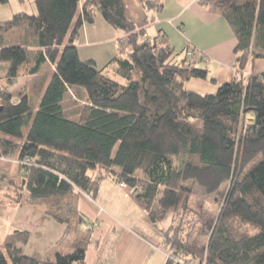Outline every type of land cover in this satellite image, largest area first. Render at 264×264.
<instances>
[{"label": "trees", "instance_id": "1", "mask_svg": "<svg viewBox=\"0 0 264 264\" xmlns=\"http://www.w3.org/2000/svg\"><path fill=\"white\" fill-rule=\"evenodd\" d=\"M34 3L36 14L0 23V66L8 64L9 81L3 87L0 76V160L19 166L18 177L0 170V193L7 190L11 203L28 197L66 230L46 260L26 255L31 235L16 230L0 246V264H85L93 226L85 245L77 204L81 195L94 199L109 179L134 192L150 232L172 239L175 253L165 264H264V72L248 73L253 60L264 59V0L210 1L237 39L235 77L214 94L186 88L193 79L216 83L195 63L203 56L185 53L177 61L164 36L137 31L125 0ZM98 16L126 34L109 64L112 76L83 61L75 47L83 26ZM48 65L55 70L32 90L38 109L27 94L12 96L16 78L39 76ZM76 86L86 98L73 120L62 103ZM209 197L216 211L207 207ZM180 212L195 220L186 238L181 224L175 227ZM171 213L169 229H159Z\"/></svg>", "mask_w": 264, "mask_h": 264}, {"label": "crops", "instance_id": "2", "mask_svg": "<svg viewBox=\"0 0 264 264\" xmlns=\"http://www.w3.org/2000/svg\"><path fill=\"white\" fill-rule=\"evenodd\" d=\"M146 1H158L162 8L159 10V5L148 8L143 0H125L126 16L137 31H143L148 39L164 36L174 49L177 61L184 59L189 47L195 49L205 59L195 63L208 71L210 79L216 80L212 83L216 91L234 79L237 39L221 13L210 7L211 0ZM28 4L31 9L27 8ZM34 4V0H9L6 5H11L10 9L0 4V23L19 13L28 14V10L36 14ZM125 37L124 32L98 16L93 24L83 26L75 47L83 61H94L99 70L112 76L114 70L109 64L121 54ZM251 72L263 73L264 59L253 60L248 68V73ZM128 203L130 206L126 207ZM33 209L37 210V206L25 200L14 205L0 202V246L13 239L16 230L27 231L31 237L23 246L24 253L46 260L58 250L66 226L42 210ZM77 211L84 218L79 225V236L85 245L87 232L93 226L85 264H165L168 257L145 234L144 230H150L148 213L131 190L123 189L118 181L103 182L94 199L81 195Z\"/></svg>", "mask_w": 264, "mask_h": 264}, {"label": "rangeland", "instance_id": "3", "mask_svg": "<svg viewBox=\"0 0 264 264\" xmlns=\"http://www.w3.org/2000/svg\"><path fill=\"white\" fill-rule=\"evenodd\" d=\"M1 5L7 6V7H5L7 9L11 8V5H9V6L6 4L5 5L1 4ZM30 5L31 4L27 5L28 9H31ZM34 6H35V4H34ZM13 8H15V7H13ZM28 14L32 15L31 10H28ZM11 34L12 33H10V36H11ZM0 67H1L0 68V76L2 78V86L8 87V85H9L8 72H7L8 64L5 62H2ZM49 69H53V66L52 67H50L49 65L46 66L43 69V73L39 76L18 77L16 79L13 78V79H15L14 81H16V85L14 87H12L11 89H9L12 96L15 97V99H18L21 95L27 94L28 96L31 97V103L33 105V108L38 109V107L40 105V100L34 99L35 94L32 90H33V87L36 85V83H38L40 81L41 76H43V74L51 71ZM213 86L214 85L211 82H206V81L199 80V79H193L191 82L186 83V88L191 89V90L195 89L202 94H214V93H216V90L214 89ZM85 98H86V91L83 87L76 86L70 90V92L65 96L63 103H62V106L64 108V112H65V115L67 118L76 120L77 112L79 111L81 106L84 105ZM250 116L253 117L252 115H250ZM0 170L3 172H6L9 177H18L19 166L17 165V162H15L13 160H8V161L0 160ZM131 193L134 194L133 191H131ZM197 193H198V195L200 194L199 196H202L201 195L202 193L200 191H196V194ZM7 194H9V193H7V190L2 191L0 193V202L2 203L3 201H5V202H8V203L14 205V203H11L9 201V197ZM206 199L208 200V202H207L208 206L207 207L211 208L213 211H216L217 206L213 205L216 198L209 197ZM25 201L29 202L28 197L25 198ZM125 206L129 207L130 203L126 204ZM33 210H36V209H33ZM37 210H40V211L42 210L45 214V209L43 207L37 206ZM180 213L177 216V221L175 223V227H178L181 224L180 226H182V228L184 230L180 234H181V236L186 238L187 232H189V229H188L189 225L188 224L192 223L191 220L192 219L194 220V216H193V214H190V213H185V212L184 213L180 212ZM181 216L183 217L182 220H180ZM172 219H173V213H171L165 221H163L162 223L159 224V229H161V230L169 229V227L172 224ZM144 231L149 237H151L152 239L155 240V242H157V245L161 248V251L166 255V257L175 253V250L172 248V239H168V236H165V235L161 236L159 233L157 235L155 232H150V231H146V230H144ZM174 235H175V232H174V230H172L169 233V236L173 237ZM189 264H199V262L197 260H192Z\"/></svg>", "mask_w": 264, "mask_h": 264}, {"label": "built area", "instance_id": "4", "mask_svg": "<svg viewBox=\"0 0 264 264\" xmlns=\"http://www.w3.org/2000/svg\"><path fill=\"white\" fill-rule=\"evenodd\" d=\"M0 56H1V52H0ZM186 56H187L188 58H190V59H195V58H197L199 55H198V53H195V52H193L192 50H188V51L186 52ZM121 187H122L123 189H128L127 186H126L125 184H122Z\"/></svg>", "mask_w": 264, "mask_h": 264}, {"label": "water", "instance_id": "5", "mask_svg": "<svg viewBox=\"0 0 264 264\" xmlns=\"http://www.w3.org/2000/svg\"><path fill=\"white\" fill-rule=\"evenodd\" d=\"M2 111V109L0 110V112Z\"/></svg>", "mask_w": 264, "mask_h": 264}]
</instances>
